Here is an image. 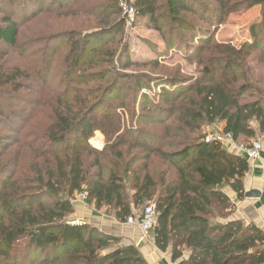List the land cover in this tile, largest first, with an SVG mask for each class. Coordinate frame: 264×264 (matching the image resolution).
<instances>
[{"label": "trees", "instance_id": "1", "mask_svg": "<svg viewBox=\"0 0 264 264\" xmlns=\"http://www.w3.org/2000/svg\"><path fill=\"white\" fill-rule=\"evenodd\" d=\"M65 1L0 0V264H149L135 244L71 219L82 192L86 203L122 223L155 203L154 243L171 248L176 264L264 262V230L231 219L225 191L246 197L250 162L203 133L220 124L237 142L264 138V85L251 64L264 63V0H133L136 15L167 48L179 45L186 60L198 62L197 77L128 71L139 65L128 47L117 53L109 45L127 24L116 16L120 0L98 11L103 27L51 33L28 69L10 66V49L23 58L40 52L43 40H20L27 20ZM255 6L261 19L250 41L237 46L206 35ZM64 40L69 48L50 73L52 47ZM148 80L160 89L152 105ZM54 98L56 107L47 108ZM44 111V127L34 128ZM97 131L105 137L102 150L90 143Z\"/></svg>", "mask_w": 264, "mask_h": 264}, {"label": "rangeland", "instance_id": "2", "mask_svg": "<svg viewBox=\"0 0 264 264\" xmlns=\"http://www.w3.org/2000/svg\"><path fill=\"white\" fill-rule=\"evenodd\" d=\"M49 1L50 0H47V2ZM111 2H113V0H67L61 7H58L57 4H50L48 6L46 5L45 8L53 9H42L37 16L27 20L26 24L21 28L20 32L21 41L36 38L43 40L42 43L38 44L36 47V50H40V52L37 51L36 54L30 55V58H23L20 57L16 52H13L14 49H10L11 56L8 57L10 61V66L17 65L22 69H28L31 65L28 62L30 59L33 58L32 60H35L41 57L40 54L43 49L39 48V46H44V37L50 35L51 33L67 32L70 30H82L85 32L98 27H103L105 25L104 20L106 19L104 18L105 16L100 14L98 11L101 10V8L105 4ZM130 3L132 4L133 0H131ZM116 16H120L121 18L125 17L122 8L120 9L119 14H116ZM260 19L261 6H255L246 11L230 14V16H228V18L222 24H220L217 28L214 27L212 31H210L206 35L208 37H211L213 35L215 40L218 42H231L237 46H240L242 43L251 40V27L254 24L258 23ZM108 20L110 21V19ZM112 37H114V41L110 42L109 45L112 48H115L117 50V53L121 52L124 46H127L129 49L130 57L133 61L139 64L128 71L135 70L140 72L141 75H146L149 77L175 75L177 77L182 78L185 76L197 77L199 74H201V66L198 64L197 61L189 59L186 60L184 58L183 47L177 45L174 46V48H167L159 32L154 29H149L145 25L144 20L140 19L136 14L132 23L125 24L122 32L118 33L117 35H113ZM58 42L54 43L50 54V73H53L57 70L58 65L61 64L65 52H67L69 48V43L66 40L59 43ZM164 47L165 50H163ZM156 61L158 62L155 63ZM253 62L254 63L251 64L254 69V74L256 75L257 79H260L259 82L264 85V63L260 61ZM128 71L126 70L125 72ZM148 81L151 82L150 80ZM144 83L147 84V80H145ZM90 84L98 85L97 82H92ZM54 85H58V81L54 80L53 82H51L50 86L55 87ZM121 86H124V84H122ZM150 87V98L148 99V101L149 105H152L153 99L159 98L157 93L160 91V89L156 87L152 82ZM141 93H143V91ZM116 94L117 93H115L112 97L113 100L114 98H116ZM246 98L250 99L251 97L250 95H247ZM56 101L57 98H54L53 100H48L46 102L48 103L47 108L53 106V108H55ZM46 115L47 111H44V113H40L33 122V127L37 129L43 128L47 121ZM126 117L129 123V116L127 112ZM221 131V125L215 124L205 126L203 133L204 136H206L207 134L218 133ZM97 136H99L98 138L103 139L104 142V135L100 131H97L95 135L91 138L93 141L90 139L91 145H97V140L95 139V137L97 138ZM255 140L261 142L263 146L262 150H264V138L258 136L257 138H255ZM241 141H244V139H241ZM103 148H101V150ZM24 154H26L24 163H26L28 166L29 163L32 161L31 156H33V154L29 149L25 150ZM5 160L6 158L3 157L1 159V163L3 164V161ZM23 172L24 169L22 168L18 175L20 176ZM27 181L28 180H26L25 182ZM79 194H77L76 197L79 196ZM141 213L142 208L138 210L137 215H141ZM74 216L75 213L73 214L71 219L74 220Z\"/></svg>", "mask_w": 264, "mask_h": 264}, {"label": "crops", "instance_id": "3", "mask_svg": "<svg viewBox=\"0 0 264 264\" xmlns=\"http://www.w3.org/2000/svg\"><path fill=\"white\" fill-rule=\"evenodd\" d=\"M229 147L234 149L232 146ZM249 162L250 170L244 181L245 190L258 189L262 191L264 185V150L259 158L249 160ZM225 191L234 204L231 219L241 220L244 224L254 223L264 230V204L261 202V198L245 197L239 200L236 193L229 187L225 188ZM74 220L91 223L107 233L121 237L124 244H135L149 264H176L172 261L171 248L167 251L160 250L154 243L152 232L147 238H144L136 223H122L105 210H96L86 202H75ZM185 253L187 257L189 251Z\"/></svg>", "mask_w": 264, "mask_h": 264}, {"label": "built area", "instance_id": "4", "mask_svg": "<svg viewBox=\"0 0 264 264\" xmlns=\"http://www.w3.org/2000/svg\"><path fill=\"white\" fill-rule=\"evenodd\" d=\"M120 5L124 15L126 16L127 23H132L134 21V17L136 14L135 7L132 4L128 3L127 0H121ZM98 137L99 136H97V138L95 137V139L97 140L96 141L97 145L95 144L92 145L95 148L101 149L104 146V142L103 139H100ZM205 141L206 142L215 141V142L231 145L234 149L238 150L241 153H244L248 158V160L251 161L261 156V151L263 148L261 142L258 140L253 139L250 142H246V143L237 142L234 140L231 133H224L222 131L218 133L207 134L205 136ZM86 197H87L86 193L82 192L79 194V196H77L74 199V202H85ZM157 217H158V212H157L156 204L149 203L143 208L140 218H137L136 216H130L127 222L136 223L139 229L142 231L143 237H147L153 230L157 222ZM261 264H264V262H262Z\"/></svg>", "mask_w": 264, "mask_h": 264}, {"label": "water", "instance_id": "5", "mask_svg": "<svg viewBox=\"0 0 264 264\" xmlns=\"http://www.w3.org/2000/svg\"><path fill=\"white\" fill-rule=\"evenodd\" d=\"M245 196L249 197V198H251V197H253V198H261L262 191L258 190V189H253V190H250V191H246Z\"/></svg>", "mask_w": 264, "mask_h": 264}]
</instances>
